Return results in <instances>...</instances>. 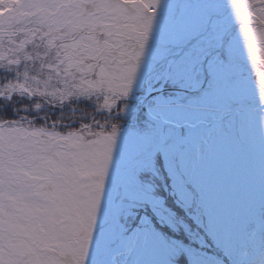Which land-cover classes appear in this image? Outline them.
Here are the masks:
<instances>
[{
	"label": "snow or ice",
	"instance_id": "1",
	"mask_svg": "<svg viewBox=\"0 0 264 264\" xmlns=\"http://www.w3.org/2000/svg\"><path fill=\"white\" fill-rule=\"evenodd\" d=\"M18 2L0 22V264H264L245 119L264 113V0ZM82 101L108 118L64 123Z\"/></svg>",
	"mask_w": 264,
	"mask_h": 264
},
{
	"label": "rangeland",
	"instance_id": "2",
	"mask_svg": "<svg viewBox=\"0 0 264 264\" xmlns=\"http://www.w3.org/2000/svg\"><path fill=\"white\" fill-rule=\"evenodd\" d=\"M7 5L11 6L10 8H7ZM15 5V6H14ZM13 6V7H12ZM16 10V11H14ZM24 14V9L21 6V4L18 2V0H6V3L4 4V7H0V22H3L4 20H14L18 17L22 16ZM42 51V49H41ZM260 66V70L264 71V64L257 65V68ZM36 67L38 68L39 65L37 64ZM257 69L250 64V62L244 64L240 68V72L242 74L243 79L246 81L248 85H251L253 82V79L258 81V77L256 76ZM33 74H35V68L33 69ZM245 77V78H244ZM25 101V100H22ZM22 101H19V98H14V105L17 107H22L23 105H19ZM7 103V102H4ZM4 103H0V108L4 107ZM88 104V102H86ZM31 104V103H30ZM74 104V102H73ZM85 104V108L83 107H77L78 113L77 117L79 118L81 113H79V110L82 109L84 112L86 111L89 115H92L97 119V113L93 108H91L89 105ZM72 105H66L64 108V114H65V120L64 123H69L71 118L70 108ZM42 115H47L49 117V123L52 120L59 119L60 116V109H45ZM264 113H261L258 109L250 110L246 114V124L249 131V138H250V147L252 152V158L255 162L257 172L259 169V164L261 160L262 150H264V135H262V130H264ZM104 119V118H103ZM101 120L103 122L104 120ZM90 122V121H85ZM115 122V121H113ZM43 123V121H37V126L39 124ZM120 124H127L122 121ZM58 131H67V129L59 128ZM258 250L253 253V259L256 255H258Z\"/></svg>",
	"mask_w": 264,
	"mask_h": 264
},
{
	"label": "trees",
	"instance_id": "3",
	"mask_svg": "<svg viewBox=\"0 0 264 264\" xmlns=\"http://www.w3.org/2000/svg\"><path fill=\"white\" fill-rule=\"evenodd\" d=\"M15 6V5H14ZM11 6L7 5V8H10ZM13 7V6H12ZM16 11V10H14ZM15 20V19H14ZM4 75H7L6 73H0V80L3 79ZM39 100L40 103H45L44 99L43 98H37ZM36 102L35 100L33 101H29V100H25V101H22L21 103H19V105H23V104H30V103H34ZM13 104H14V100H13ZM81 103H79L78 105H80ZM74 105L75 106H78L75 104L74 102ZM83 107V106H82ZM45 109H52L50 108L49 106L45 105ZM44 109V111H46ZM86 112V111H85ZM43 113V112H42ZM42 113H39V115H41ZM21 115H29L30 118H34L37 114L34 113V112H29V113H20ZM11 116V109L8 108V109H4V107L0 108V117H3V118H10ZM40 122V121H39Z\"/></svg>",
	"mask_w": 264,
	"mask_h": 264
},
{
	"label": "flooded vegetation",
	"instance_id": "4",
	"mask_svg": "<svg viewBox=\"0 0 264 264\" xmlns=\"http://www.w3.org/2000/svg\"><path fill=\"white\" fill-rule=\"evenodd\" d=\"M258 68H260V66H259ZM244 78H245V77H244ZM131 104H135V101H132ZM132 115L134 116L135 113H133ZM103 118H104V119H103ZM107 118H108V117H107V113H100V114L97 113V120H100V121H101L102 119L105 120V119H107ZM131 118H132L131 116L123 117L122 119H120V120H118V121H115V122H119V123H120V122L123 121V122H125V123H128V122L131 120Z\"/></svg>",
	"mask_w": 264,
	"mask_h": 264
}]
</instances>
